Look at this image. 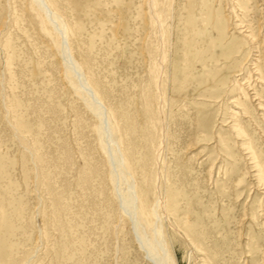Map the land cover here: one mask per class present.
Returning a JSON list of instances; mask_svg holds the SVG:
<instances>
[{"label":"rangeland","instance_id":"1","mask_svg":"<svg viewBox=\"0 0 264 264\" xmlns=\"http://www.w3.org/2000/svg\"><path fill=\"white\" fill-rule=\"evenodd\" d=\"M170 2L167 40L159 29L142 28V0H132L125 9L127 30L119 39L100 27L99 14H81L83 30L73 52L78 59L87 56L105 105L114 110L120 133L128 137L132 158H141L143 180L152 189L162 185V198L173 192L169 206L174 209L160 208V214L165 215L161 219L176 264H264V185L236 144L224 96L207 98L202 114L192 103L197 95L188 91L191 86L196 91V81L212 63L204 53L207 41L199 43L186 30L189 1ZM196 2L192 0L193 6ZM256 2L264 26V5ZM0 3V264H153L135 234L136 214L120 216L109 180L110 155L95 132L100 120L87 94L81 99L61 73L58 62L66 52H57L23 0ZM231 15V23L227 21L233 32L237 16ZM48 26L56 30L49 20ZM161 48L168 55L159 76L166 101L153 103L150 111L147 94L156 90L150 59L161 56ZM69 59L65 66L83 90ZM261 63L264 69V59ZM186 77L194 79L189 89ZM252 104L248 100L256 125L245 127L264 160V122ZM20 120L29 125L27 131L18 129ZM107 134L105 143L111 147ZM157 149L161 155L156 163ZM112 163L117 164L115 159ZM139 169L134 178H142ZM118 187L124 201L128 184L122 181Z\"/></svg>","mask_w":264,"mask_h":264},{"label":"bare ground","instance_id":"2","mask_svg":"<svg viewBox=\"0 0 264 264\" xmlns=\"http://www.w3.org/2000/svg\"><path fill=\"white\" fill-rule=\"evenodd\" d=\"M23 1L28 11L30 10L34 13V18L37 19L38 24L40 25L39 29H41L44 34L51 37L53 46L57 52L60 53L61 51H65L66 54L65 56L63 55V57L67 61L68 58H70L69 61L77 68L78 75L80 73L81 82L85 87L83 90L74 79L71 71L65 66V59L62 58L59 60L58 63L61 67V73L67 80L68 84L72 86V88L76 91V94L81 99L85 98L83 92L87 94L89 98L87 102L90 104L89 106L92 108V111L100 120L99 124L95 126V132L99 137L104 153L110 155L109 157L112 168L110 170L109 180L112 183L113 196L116 198L118 197L117 201L120 204V216L124 217L125 215L126 217L136 214L138 224L135 226V234H137V239L140 242L141 248H144L145 253H147L149 260L153 261V264H176V260L168 246V239L166 238L167 234L162 221V219L165 221V215L161 217L163 212L160 211V208H162L164 211L166 208L169 209L172 206L173 201L170 202V199L173 196V192L171 191L167 196H164L163 194V197L165 198H162L160 195L162 185L157 186L155 183L156 185H154L155 187L152 189L153 185L151 187V183L147 184L146 179L145 181L143 180L145 177L147 178V176L146 173L144 174L145 168L142 165L141 158H132L135 153L128 145V137L120 133V125L115 117L114 110L105 105L104 95L101 93L97 81L94 79L95 77L92 74L90 64L86 58L87 56H78V59L73 52V46L75 40H77V34L83 30L84 24L81 20V14H99L100 17L98 20L100 27L102 25L105 31H109L112 35V38H120V36H122L121 34L127 30L128 21L126 10L131 6L132 0ZM188 1L189 3H186V18L188 20L186 23V30H188V34H191V36L196 41L198 40L199 43L201 41H207L205 44L206 47L204 53L207 55V62L212 63L210 68L208 67L205 69L201 78L196 81L197 85L194 88L196 90L195 92L194 90L192 92V86L190 85V83L192 84L194 82V79L189 81L187 77L185 78L188 89L191 86L188 93L190 92L192 97L197 95V100L194 97L192 103H194V105L197 104V106L200 107L197 111H199L198 114H202L205 112V110H207V98H219L224 96L227 104H230L228 110L232 118V121H230L232 124L229 127L234 133L237 141L236 144L239 145L243 151H245L244 154L248 157V159H250L253 172L255 173L258 181L264 185V160L260 150L253 143V137L250 136L245 127L247 124H254L250 106L247 107L248 100H251L253 103L251 107H255L258 111L257 117L264 122V69L263 63H261V61L264 59V26H261L258 21L256 14L258 11L257 2L256 0H232L233 3H231L227 0L226 5L229 4V7L228 10L227 8L225 9L227 10L226 15L224 13L225 10L223 6L225 3L224 0H197L194 6L192 0ZM222 1H224L223 4ZM261 1L264 5V0ZM142 6L144 10H146L140 12L143 22L142 28L144 26L146 29H159L160 34L163 35V40H167V30L164 23L165 19H169L172 15V2H170V0H142ZM25 7L22 10L23 14L25 13ZM66 11H69L70 14H72L70 19L68 16H66ZM237 11H240V13L237 14ZM229 14L237 16L236 19L234 18V22L232 23L233 32L230 31L231 22L228 18ZM24 15H26V13ZM94 15H92L93 18L91 19H94ZM116 15L117 19L116 22H114L112 19ZM227 19L230 23L227 21ZM48 20L53 23L56 30L53 31L49 28ZM95 22L97 23L98 21ZM189 35H186L185 39H188ZM146 36H144V39ZM144 41L142 42L143 48L146 46L144 45ZM89 46H91V43H89ZM62 47L64 49H62ZM156 47L157 45H155V48ZM145 50L148 51L147 48ZM159 53H161V56L158 54L160 56L159 58L158 55L157 57H152L153 55L151 56V54V59L149 58L151 77L150 82L155 85L154 88H156L153 94H147V106L149 107L150 111H152L151 108H154L153 103L155 104L156 102L157 104H160L166 101V88L160 85L159 76L160 73L163 71L165 72L166 64H164V62H166L168 59L166 58L168 55L166 56L165 50L163 52L159 51ZM207 62L203 63L204 67L208 66ZM233 91L237 92L236 95H232ZM187 95L189 96V94ZM226 95L227 97H225ZM199 96L200 99H198ZM213 103L214 101L212 104ZM209 105L211 104L209 103L208 106ZM209 116L211 117V115ZM209 118H206V124L210 123ZM214 123L216 122L214 121ZM28 127L29 125L25 121H18V129L27 131ZM107 132L110 135L109 137H111V147H107V144L105 143V135H108ZM160 155V149H157L155 154L156 163L160 161ZM112 159H115L117 163L114 166ZM115 167H117V175L114 174L116 173L114 172ZM137 168H140L139 170L143 173H140L142 176V178H139L140 180L134 178ZM122 181L126 182L129 187L128 194L127 192L124 194L122 192L124 201H121V195H118V186ZM236 186L237 185H235V187ZM152 194L153 198H151ZM161 198L165 200V204L162 203L163 201L160 202ZM169 203H171V206H169ZM160 212L162 213L160 214ZM252 213L254 217L255 212Z\"/></svg>","mask_w":264,"mask_h":264}]
</instances>
